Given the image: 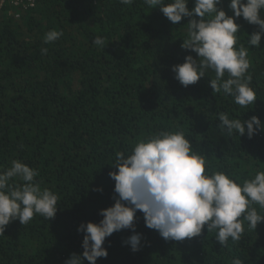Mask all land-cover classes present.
<instances>
[{
    "label": "trees",
    "instance_id": "obj_1",
    "mask_svg": "<svg viewBox=\"0 0 264 264\" xmlns=\"http://www.w3.org/2000/svg\"><path fill=\"white\" fill-rule=\"evenodd\" d=\"M228 5L221 0L218 7L233 15ZM8 10L0 12V170L21 161L38 170L36 181L59 200L52 219L35 215L26 225L17 219L6 226L0 264H64L82 253L78 226L98 223L100 210L115 202L109 173L116 171V153L129 155L138 140L161 131H183L206 156V171H223L240 183L264 171V131L229 136L218 119L227 113L264 122V36L260 47L248 43L258 26L243 17L236 21V46L248 49L246 75L257 93L253 105L241 107L230 95L213 92L214 72L187 87L175 79L173 65L189 54L197 58L181 48L189 18L173 25L144 0H36L34 7L16 9L19 16ZM53 29L63 35L45 44ZM97 36L104 49L92 43ZM244 228L241 239L230 238L226 247L206 227L198 237L166 241L145 226L138 210L139 250L124 243L131 230L114 232L104 244L107 258L97 264H231L235 258L264 264V222Z\"/></svg>",
    "mask_w": 264,
    "mask_h": 264
},
{
    "label": "clouds",
    "instance_id": "obj_2",
    "mask_svg": "<svg viewBox=\"0 0 264 264\" xmlns=\"http://www.w3.org/2000/svg\"><path fill=\"white\" fill-rule=\"evenodd\" d=\"M144 0L149 7L159 8L173 24L178 25L184 18L187 22V35L181 48L197 54V58L186 55L184 62L175 64L171 70L175 79L187 87L196 84L201 78L214 72L210 87L213 92L230 95L241 107L253 105L257 93L251 85V76L246 75L251 61L248 49L240 44L237 33L243 17L258 30L249 35V45L260 47L264 36V0H229L233 15H228L218 6L221 0ZM123 5H131L134 0H120ZM62 31L55 29L46 32L44 43L58 40ZM92 43L105 47L104 39L94 38ZM46 53L47 49H41ZM227 75V78L225 76ZM221 127L227 134L239 137L247 134L252 138L257 131H264V122L257 116L248 120L230 118L227 113H219ZM206 156L193 148L183 131H161L137 141L131 154L116 153L109 177L115 181L114 204L101 209L103 218L98 222L81 223L77 231L83 233L80 254L72 253L64 264H97L98 258H107L104 247L106 238L114 232H133L124 243L132 251L139 250L142 234L135 232L137 211L143 213L145 226L156 230L166 241H183L202 234L215 233V240L223 247L239 241L245 231L256 229L264 222V214L253 204L264 209V171H257L242 183L223 171H206ZM38 170L13 160L11 167L0 170V235L6 226L19 220L28 224L35 215L49 220L58 210V195L48 188H42L36 181ZM18 178L22 183H12ZM97 191H102L98 188ZM231 264H242L239 258Z\"/></svg>",
    "mask_w": 264,
    "mask_h": 264
},
{
    "label": "built area",
    "instance_id": "obj_3",
    "mask_svg": "<svg viewBox=\"0 0 264 264\" xmlns=\"http://www.w3.org/2000/svg\"><path fill=\"white\" fill-rule=\"evenodd\" d=\"M36 0H0V12L6 10L8 7L9 14H15L16 9H25L27 7H34ZM19 16V14H15Z\"/></svg>",
    "mask_w": 264,
    "mask_h": 264
}]
</instances>
